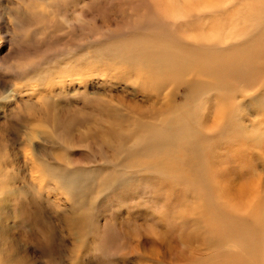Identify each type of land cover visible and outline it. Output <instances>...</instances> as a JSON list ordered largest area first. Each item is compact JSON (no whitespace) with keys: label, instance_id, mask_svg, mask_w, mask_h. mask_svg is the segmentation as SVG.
I'll list each match as a JSON object with an SVG mask.
<instances>
[{"label":"rangeland","instance_id":"374dc122","mask_svg":"<svg viewBox=\"0 0 264 264\" xmlns=\"http://www.w3.org/2000/svg\"><path fill=\"white\" fill-rule=\"evenodd\" d=\"M151 1L0 0V264H179L176 257L180 251L198 253L196 260L181 264L211 263L215 254L217 259L222 254L229 257L225 253H230L226 247L228 242L203 240L204 229L197 226L198 220L190 210L195 202L194 193L187 186L180 188L160 178L161 171H172L185 181L190 178L182 168L183 164H188L184 154L190 143L180 133L176 140L174 134H170L169 140L173 143L166 145L162 152L132 153L134 155L124 161L127 172L122 176L123 183L119 184L111 178L107 180L106 175H114L112 168L101 153L94 150L102 144L96 134L98 128L110 121L112 110L133 108L128 102L117 99L115 102L113 98L98 99L105 95H96L95 91L109 89L122 93L131 89L129 84L135 79L137 85L148 83L149 80L144 79L146 75L155 74L153 67L145 57L142 65L138 64L140 59L132 55L133 50L146 46L152 48L154 55H159L161 49L170 47L161 38L155 22L149 20L155 17L156 10V2ZM49 5L54 11L51 14ZM144 27L143 34L135 37ZM72 42L80 44L71 45ZM113 63L124 66L115 67ZM189 67L185 63L177 70L176 80H181L176 81L178 91L171 95L173 103L175 100L179 106L190 110L192 118L198 109L204 111L208 124L210 119L215 121L211 110H217V99L211 97L216 94L205 89L202 93L192 91L195 94L188 91L189 87L191 90L196 86L184 83L185 77L192 76ZM74 70L77 74H73ZM109 74L114 76L111 83H107L105 77ZM39 79L43 80V85L37 87ZM167 79L169 81V77L165 82ZM257 83L261 85L263 80ZM260 97L263 99V95ZM234 102L241 107L235 108L239 116L232 119L239 120L247 129L245 139L237 141L229 137L230 141L227 137L224 140L223 134L204 137L195 145L190 162L198 169L199 160L203 158L204 166L200 169L203 173L216 167L215 170L220 169L219 174L228 177L237 170L247 177L253 175L258 182L259 177L264 176V122L249 98L241 96ZM207 112L211 114L208 116ZM160 117L155 116L156 124H161ZM148 120L153 123L150 116ZM165 135H162L163 141L168 136ZM256 135H260L261 142H252ZM85 138L90 139L94 147L81 145ZM52 139H61L70 149L61 151L62 147L52 145ZM30 140L37 147L36 154L45 146L48 152L65 155L73 164L84 166L86 172L95 175L92 192L76 199L53 184L34 185L31 175H35L37 169L31 165L33 161L24 160V154L32 150L26 146ZM257 150L260 158L255 157ZM170 152L177 157L179 166L168 170L166 156ZM263 179L260 181L264 185ZM203 182L208 183V180L203 179ZM82 204L85 207L77 209ZM34 212L36 217H33ZM68 215L89 218L83 220L86 225L78 228L69 223L63 225L61 220ZM244 219L249 222L248 217ZM214 223L215 220H209L207 225L211 227ZM255 231L263 238V229L255 228Z\"/></svg>","mask_w":264,"mask_h":264},{"label":"bare ground","instance_id":"6f19581e","mask_svg":"<svg viewBox=\"0 0 264 264\" xmlns=\"http://www.w3.org/2000/svg\"><path fill=\"white\" fill-rule=\"evenodd\" d=\"M154 2H156L155 17H149V20L155 22L161 38H164L170 47L163 51L161 49L159 55H154L151 52L152 48L146 46L133 50L134 54L132 55L140 59L138 64H141L142 58L145 57L153 67L155 74L152 77L146 75L144 79L149 80L148 83L142 81L143 84L137 85L138 81L135 79L131 85L129 84L131 89L122 93H116L109 89L95 91L94 94L96 95H105L98 99H117L119 102H128L133 108L126 111L116 107L112 110L110 121L106 125L103 124L102 129L99 127L102 131L98 128L96 134L99 135L102 144H96L94 150L97 153L100 152L101 154H99L106 159L112 168L111 173L114 175L108 174L110 172L108 170L107 174L110 176L106 175L107 180L111 178L114 183L119 184L123 181L122 176L127 172L124 161L134 155L132 153L140 150L152 152L150 154L162 152L166 145L173 143L169 140L170 134H174L176 140V135L180 133L190 143L185 148L184 154L188 164L184 162L185 164L182 166L190 178L186 181L181 180L174 173H171L172 171H161L160 178L166 179L175 186H180V188L187 186L194 193L195 202L190 210L194 213L196 221L198 220L197 226L202 230L204 229L203 240L217 239L219 244L228 242L226 247L230 251L227 253L225 250V253L229 254L228 258L222 254L217 259V254H215L213 262L201 261L199 264H264V232L261 233L262 238L255 231V228L264 230V185L260 181L264 176L259 177L257 182V178H254L253 175L247 177L245 174L241 175L237 170H234L227 177V175L219 174L220 169L215 170L216 167L209 168L207 172L203 173V170H200L204 166L203 158L199 160L198 169H195L196 167L192 166L190 162L195 145L203 141L204 137L223 134L224 140L227 137L236 138L237 141L241 138L245 139L244 134H246L247 129L239 120L232 119L233 116L238 115L236 114L238 110L236 112L235 108L241 107L234 102V99L241 96L249 98L256 110L261 112L262 118L260 119L264 122V0H154L153 4ZM147 5H144L145 8ZM48 11L50 14L54 12L51 10V5H49ZM186 26L191 29L187 30ZM119 28L120 25L117 29L119 30ZM145 29V27L140 29L135 37L141 36ZM74 42L71 45L80 44ZM150 59H153L154 62ZM185 63L190 65L189 73L192 76L185 77L184 83L196 85L192 86L191 90L189 87L188 91L195 94L192 91L202 93V89H205L216 94L211 97L217 99V110H211L215 121L213 119L208 120L211 121L210 124L214 121L211 126H209L208 121L209 125L205 123L204 115L206 113L203 115L204 111L198 109L197 115L192 118L189 115L190 110H185L183 105L179 106L175 100L173 103L172 96L178 91L176 81L181 80V78L176 80L177 70ZM127 65L130 68L131 65L128 63ZM112 66L123 67L124 65L113 63ZM168 73L169 75H167ZM73 74H77V70H74ZM201 76L206 77V79H202ZM105 77L108 78L107 83L114 80L112 75ZM166 77H169L167 82H165ZM261 79L263 83L257 85V81ZM42 85L43 80L39 79L37 87ZM133 85L135 86L132 88ZM166 85L168 86L166 87ZM45 88L46 86L35 90V92ZM108 95L111 98L106 97ZM260 95H263V99ZM164 108H166L165 111ZM211 113L209 112L207 115L209 116ZM148 115L153 119V123L148 120ZM156 115H161V124L154 122ZM160 125L161 127H159ZM53 127L51 128L52 131H54ZM250 133L252 132H248L249 135ZM165 134H168L165 138L166 143L162 137ZM259 136L256 135L252 142H261ZM89 140L88 138L83 139L81 145L90 148L94 144H90ZM246 140L248 141V139ZM251 140L249 138V141ZM32 142L30 140L26 144L32 150H26L27 153L23 157L28 163L30 160L33 161L31 165L34 164L37 169L36 174L31 175L34 185L46 184L50 186L53 184L65 195L67 193V196L76 199L92 192L95 175L86 172L84 166L73 164L65 155L48 152L49 150L47 151L45 146L40 147V153L36 154L37 147ZM63 143L61 139L52 141V145L62 147L60 150L64 152L67 145ZM229 146L234 145L229 144ZM261 147L260 143L259 148ZM252 153L250 152L251 155H253ZM205 155L204 157H206ZM256 155L257 158L261 157L259 150H257ZM166 162L168 170L179 166L178 159L173 152L167 153ZM130 177L132 176L130 175ZM203 179H207L208 183L203 182ZM76 199H73V202H76ZM84 207L85 205L82 204L77 209ZM36 216V212H34L33 217ZM84 217L85 215L63 216L61 221L63 225L69 223L79 228L82 224L86 225L84 221L89 217ZM244 217H248L249 222ZM209 220L211 222L215 220L216 223L210 227L207 225ZM30 234L32 235V233ZM202 245H200L201 248ZM201 250L199 251L201 252ZM209 253L213 252L209 251ZM197 254L196 252L190 253L188 251L185 253L180 251L176 260L180 262L179 264L192 261ZM231 256L234 258H230ZM9 261L12 260L9 259Z\"/></svg>","mask_w":264,"mask_h":264}]
</instances>
